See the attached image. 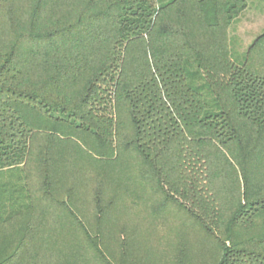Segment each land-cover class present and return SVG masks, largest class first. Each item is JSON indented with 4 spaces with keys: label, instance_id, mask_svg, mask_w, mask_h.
<instances>
[{
    "label": "trees",
    "instance_id": "trees-1",
    "mask_svg": "<svg viewBox=\"0 0 264 264\" xmlns=\"http://www.w3.org/2000/svg\"><path fill=\"white\" fill-rule=\"evenodd\" d=\"M262 0H0V264H264Z\"/></svg>",
    "mask_w": 264,
    "mask_h": 264
},
{
    "label": "rangeland",
    "instance_id": "rangeland-1",
    "mask_svg": "<svg viewBox=\"0 0 264 264\" xmlns=\"http://www.w3.org/2000/svg\"><path fill=\"white\" fill-rule=\"evenodd\" d=\"M264 30V0L257 7L248 8L231 27L239 44L248 45L253 38Z\"/></svg>",
    "mask_w": 264,
    "mask_h": 264
}]
</instances>
